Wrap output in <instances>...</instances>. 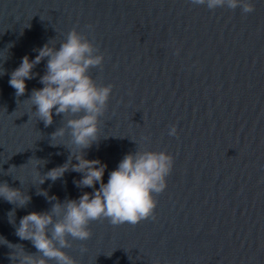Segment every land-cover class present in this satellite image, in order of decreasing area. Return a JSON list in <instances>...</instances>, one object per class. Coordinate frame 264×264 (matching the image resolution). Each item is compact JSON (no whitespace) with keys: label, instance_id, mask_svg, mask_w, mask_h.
Masks as SVG:
<instances>
[{"label":"water","instance_id":"95a60500","mask_svg":"<svg viewBox=\"0 0 264 264\" xmlns=\"http://www.w3.org/2000/svg\"><path fill=\"white\" fill-rule=\"evenodd\" d=\"M251 3L243 14L191 0H0V183L31 197L24 207L0 198V264H16L17 247L37 251L15 234L22 217L49 211L48 197L93 191L78 188L82 175L71 170L40 183L79 154L69 135L51 138L67 118L54 114L45 127L28 101L47 61L23 96L9 85L24 56L58 48L73 28L104 56L89 75L113 85L85 159L107 165L104 183L136 150L166 152L174 165L155 219L93 221L90 239L69 237L63 250L76 264H264V0Z\"/></svg>","mask_w":264,"mask_h":264},{"label":"clouds","instance_id":"9594fccd","mask_svg":"<svg viewBox=\"0 0 264 264\" xmlns=\"http://www.w3.org/2000/svg\"><path fill=\"white\" fill-rule=\"evenodd\" d=\"M191 3L213 11L224 7L232 10L239 7L243 14L255 11L251 0H191ZM34 51L38 52L35 59L24 56L20 65L11 72L9 85L17 97L23 96L26 92L25 81L39 75L33 69L46 60L45 72L39 79L43 87L33 89L28 101L35 107V115L45 127L53 124L54 114L67 118L66 124L57 128L51 138H63L67 134L71 137L70 143L79 150V154L74 156L77 163L73 164V159L68 158L62 166L48 171L40 183L43 184L45 180L55 182L71 170L82 175L80 180L74 181L78 188H92L93 191L84 192L78 199H68L63 203L57 197H48L50 202L56 201L49 211L31 212L22 217L15 234L21 240L30 241L37 251L28 253L24 247H17L9 258L16 264H49V261L76 264L63 249L72 247L69 237L80 241L90 239L91 222L107 219L112 225H135L149 218L155 219L158 203L155 195L166 190L174 158L163 151L136 150L122 158L117 168L109 173L107 183H104L107 165L100 160L85 159L84 156L85 150L99 141L100 118L107 110L113 90V85H98L89 75L92 68L102 70L104 56L99 54V49L87 36L75 28L58 48L50 46L49 42ZM168 134L177 135L175 125L171 126ZM40 195L47 197V192ZM0 198L19 207H24L31 200L30 196L10 187L7 182L0 183ZM4 244L12 245L6 240ZM86 251V248H81L82 253Z\"/></svg>","mask_w":264,"mask_h":264}]
</instances>
